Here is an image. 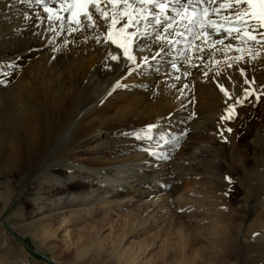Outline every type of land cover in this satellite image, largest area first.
I'll use <instances>...</instances> for the list:
<instances>
[{
	"label": "bare ground",
	"instance_id": "1",
	"mask_svg": "<svg viewBox=\"0 0 264 264\" xmlns=\"http://www.w3.org/2000/svg\"><path fill=\"white\" fill-rule=\"evenodd\" d=\"M69 2L0 0V73L13 81L0 85L7 163L30 174L51 166L74 176L93 171L97 188L59 201L91 212L90 201L120 183L104 167L123 169L126 161H118L120 149L90 161L75 149L109 119L139 133L160 130L166 142L136 157L180 148L178 159L189 162L184 202L199 204L188 224L198 217V236L211 239L210 251L197 256L188 233L186 264H264V210L238 241L247 202L264 197V26L253 9L244 0H118L115 7L99 0L100 12L88 5L89 20L73 19ZM179 118L193 127L188 136L172 129ZM169 177L139 176L134 191ZM118 191L123 198L130 189Z\"/></svg>",
	"mask_w": 264,
	"mask_h": 264
},
{
	"label": "rangeland",
	"instance_id": "2",
	"mask_svg": "<svg viewBox=\"0 0 264 264\" xmlns=\"http://www.w3.org/2000/svg\"><path fill=\"white\" fill-rule=\"evenodd\" d=\"M180 55L177 53L175 60ZM7 75L0 73L3 88L13 83ZM145 93L144 89L142 94ZM111 122L107 120L100 134L75 149L83 161L99 160L110 151L120 149L118 161H126L123 169H115L113 165L104 167L107 174H117L120 183L108 191H100L101 198L88 204L91 212H84V204L61 205L59 201L70 191L82 194L97 188L93 171L81 169L74 176L63 167L51 166L30 174L8 164L5 151L9 149L3 148L0 152V264H186L188 233L193 238L195 255L199 250L201 254L204 247L210 251L211 239L204 234L198 236L199 218L193 216L191 226L188 224L187 214L197 212L199 204L193 200L195 204L186 206L188 202H184L190 192L184 188L189 162L185 156L178 159L180 148L137 159V153L158 147L161 141L165 143L164 134L160 130L140 131V134L120 128L123 123L119 121L109 125ZM190 125L179 118L173 121L172 129L188 136L194 130ZM160 165L164 168L160 169ZM167 173L170 177L166 182L158 180L147 191H134L139 176L150 179ZM230 184L235 186L236 179ZM121 187L130 189L123 198L116 197ZM263 202L264 197L247 202L238 232L239 242L246 239L249 225L264 210ZM242 203L239 200L235 205ZM209 223L207 219L204 227Z\"/></svg>",
	"mask_w": 264,
	"mask_h": 264
},
{
	"label": "snow or ice",
	"instance_id": "3",
	"mask_svg": "<svg viewBox=\"0 0 264 264\" xmlns=\"http://www.w3.org/2000/svg\"><path fill=\"white\" fill-rule=\"evenodd\" d=\"M110 2L113 4V7H115L118 0H110ZM126 2V0H125ZM146 2H150V0H146ZM237 3L240 2V0H236ZM249 5V8L253 9L251 12V15L258 19L261 22V25L264 26V0H244ZM89 4H94L96 7V11L100 12V6H99V0H70L68 8H66V11H72V18L75 19L78 17L81 13H83L87 19L92 20L91 14L87 11V7ZM162 7V6H161ZM259 9L256 11V9ZM46 11L51 12V9L46 8ZM127 13H125L126 15ZM207 14L205 10V15ZM102 15H106V13H102ZM131 19V18H129ZM116 20L113 18V26L115 25ZM211 23V22H210ZM214 26V25H213ZM123 30H121L122 32ZM247 35V33H245ZM108 38L112 39L113 42H116V40L113 39V32L112 28L109 29L108 32ZM122 47H125L124 44H121ZM125 54L127 55V48L125 47ZM113 59H116V57H113ZM129 59H133V57L129 56ZM223 91V89H221ZM227 95V93H225Z\"/></svg>",
	"mask_w": 264,
	"mask_h": 264
}]
</instances>
